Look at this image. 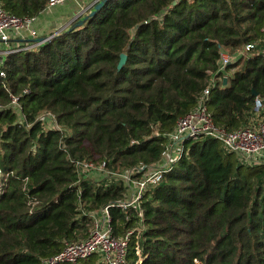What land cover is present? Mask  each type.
<instances>
[{
    "label": "trees",
    "instance_id": "obj_1",
    "mask_svg": "<svg viewBox=\"0 0 264 264\" xmlns=\"http://www.w3.org/2000/svg\"><path fill=\"white\" fill-rule=\"evenodd\" d=\"M48 1L0 4L22 16ZM83 16L42 44L4 54L0 103L22 95L33 124L21 125L11 109L0 112V171L9 174L0 195V264H41L67 241L87 237L89 211L126 195L122 182L80 180L60 147L63 133L36 121L42 111L66 128L73 157L106 158L121 170L163 158L166 133L214 76L228 75L207 101L222 127L247 124L254 91L264 97V0H105ZM249 43L247 56L219 72L224 50ZM122 53L128 57L118 68ZM184 148L146 193L142 255L134 235L124 264H264V165L241 164L211 137ZM110 211L117 235L137 225L136 211Z\"/></svg>",
    "mask_w": 264,
    "mask_h": 264
},
{
    "label": "built area",
    "instance_id": "obj_2",
    "mask_svg": "<svg viewBox=\"0 0 264 264\" xmlns=\"http://www.w3.org/2000/svg\"><path fill=\"white\" fill-rule=\"evenodd\" d=\"M66 0H49L47 6L61 4ZM83 6L79 11L80 15L87 9ZM36 15H14L9 13L3 4H0V44L6 45V53L30 49L40 44L35 39L38 37L30 29L31 24L36 20ZM24 30H29L30 37L22 34ZM20 39V40H19ZM254 47V44H246L236 53L224 50L219 59V72L228 64H231L242 56H247ZM3 62L0 63V77H5V72L1 70ZM228 75L214 76L203 89L197 104L191 111L179 118L174 129L166 133L165 153L163 158L156 164H136L125 169L117 170L108 166L107 159L96 158H76L73 157L64 138L66 128L59 124L57 116L50 110L42 111L36 121H40L43 129L58 130L63 133L60 147L68 153L69 159L75 167L80 180L95 179L102 184L109 185L115 182H122L126 186V195L119 201L108 203L96 211H89L93 218L92 227L86 238L77 241H67L64 249L59 253L44 259L41 264H82L90 257L96 256V264H124L128 256L129 243L132 236L136 235V251L139 256L140 236L145 231V211L142 207L146 193L151 188L161 184L165 178V173L169 171L185 153V141L190 139H201L211 137L221 143L222 149L227 153L237 156L241 164L264 165V97L254 96L253 117L249 122L238 129H227L215 123L213 114L208 108L211 88L216 84L225 83ZM29 92L28 88L23 90V94ZM22 95L10 93L8 103H0V112L4 109H11L18 115V122L29 128L33 123L29 121L28 115L23 112L21 104ZM9 174L0 171V195L3 185ZM33 201L32 206L37 204ZM118 206L122 211H136L138 216L137 225L127 228L123 234L117 235L114 231L113 217L110 207Z\"/></svg>",
    "mask_w": 264,
    "mask_h": 264
},
{
    "label": "crops",
    "instance_id": "obj_3",
    "mask_svg": "<svg viewBox=\"0 0 264 264\" xmlns=\"http://www.w3.org/2000/svg\"><path fill=\"white\" fill-rule=\"evenodd\" d=\"M101 0H66L61 4L54 6H46L42 11L36 14V20L31 24L30 29H32L38 37L53 36L61 32L64 28L79 16V10L83 6H86L89 11L91 7ZM30 31L24 30L22 34L30 37ZM20 40V39H19ZM12 44L13 43H9ZM0 44V63L3 62L6 54V45Z\"/></svg>",
    "mask_w": 264,
    "mask_h": 264
},
{
    "label": "water",
    "instance_id": "obj_4",
    "mask_svg": "<svg viewBox=\"0 0 264 264\" xmlns=\"http://www.w3.org/2000/svg\"><path fill=\"white\" fill-rule=\"evenodd\" d=\"M104 1L105 0H101L100 2H98L97 4H95L93 7H91V10L88 12V13H86V11H84V16H83V21H85L86 19H88L90 16H93L94 14H95V12L99 9V8H101V6H102V4L104 3ZM81 15H79L78 17H80ZM77 17V18H78ZM52 37L53 36H47V37H43L42 36V38L40 37V38H37V39H35L36 40V42H40V44H42V42H45V41H48V40H50V39H52ZM127 54L126 53H122V55H121V60H120V62H119V64H118V68H121L122 67V65L126 62V60H127ZM226 81L227 80H225V83H226ZM254 96H256V95H258V93L256 92V91H254Z\"/></svg>",
    "mask_w": 264,
    "mask_h": 264
},
{
    "label": "rangeland",
    "instance_id": "obj_5",
    "mask_svg": "<svg viewBox=\"0 0 264 264\" xmlns=\"http://www.w3.org/2000/svg\"><path fill=\"white\" fill-rule=\"evenodd\" d=\"M85 8H87V7H85ZM80 11V10H79ZM86 11V13H88L89 12V9H86L85 10ZM85 13L83 12V14H81V15H84ZM79 15H80V13H79ZM229 52H231V53H236V51H234V52H232V50H228Z\"/></svg>",
    "mask_w": 264,
    "mask_h": 264
}]
</instances>
